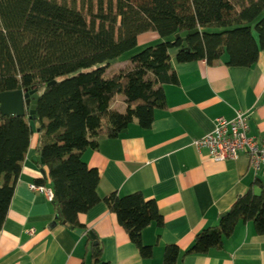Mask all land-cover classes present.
Here are the masks:
<instances>
[{
  "label": "trees",
  "instance_id": "1",
  "mask_svg": "<svg viewBox=\"0 0 264 264\" xmlns=\"http://www.w3.org/2000/svg\"><path fill=\"white\" fill-rule=\"evenodd\" d=\"M195 29L199 31L175 38ZM147 31L164 39L135 52L125 68L108 72L111 61L134 49ZM171 49L181 63L214 64L226 54L231 66L254 65L264 50V0H0V92L21 86L39 94L36 119L0 111V229L35 125L37 150L49 171V182L39 179L36 184L52 189L56 221L86 229L80 215L103 202L142 257L153 255L142 235L150 224H164L157 201L141 191L101 196L100 173L83 154L134 121L151 127L155 111L166 106L164 85L178 82ZM118 94L125 96V111L111 107ZM262 184L257 178L218 224L205 226L184 252L177 244L166 245L163 264L222 248L240 222L251 221L264 234ZM254 185L262 187L261 193ZM87 240L92 264H112L90 231Z\"/></svg>",
  "mask_w": 264,
  "mask_h": 264
},
{
  "label": "crops",
  "instance_id": "2",
  "mask_svg": "<svg viewBox=\"0 0 264 264\" xmlns=\"http://www.w3.org/2000/svg\"><path fill=\"white\" fill-rule=\"evenodd\" d=\"M137 46L111 61L109 71L129 65V58L161 38L156 31L138 36ZM176 84H165L166 106L155 111L150 128L137 121L117 137H104L97 149L83 158L100 173L101 196L141 191L155 199L163 226L153 223L143 230V242L153 255L143 258L138 247L107 204L100 202L80 215L87 227L71 228L55 219L53 202L33 191L36 180L49 182L41 162L34 125L30 147L7 218L0 229V264H92L87 231L103 245V256L112 264H163L165 246L177 244L181 251L193 243L202 229L218 224L221 214L259 178L264 185V166L254 170L246 154L236 160L217 161L194 140L214 128L215 119H231L237 110L250 113L251 134L264 136V50L252 66H231L225 54L214 64L206 60L178 62L171 49ZM111 107L125 111V96L118 94ZM261 193L262 187L254 185ZM178 264H264V234L251 221L240 222L222 248L208 254L187 255Z\"/></svg>",
  "mask_w": 264,
  "mask_h": 264
},
{
  "label": "built area",
  "instance_id": "3",
  "mask_svg": "<svg viewBox=\"0 0 264 264\" xmlns=\"http://www.w3.org/2000/svg\"><path fill=\"white\" fill-rule=\"evenodd\" d=\"M250 113L237 110L235 116L228 119L218 116L212 131L194 140L199 149L208 151L209 156L217 161L236 160L246 154L252 168L256 171L264 166V136L251 134ZM33 191L46 194L52 200L53 192L48 186L30 184Z\"/></svg>",
  "mask_w": 264,
  "mask_h": 264
},
{
  "label": "water",
  "instance_id": "4",
  "mask_svg": "<svg viewBox=\"0 0 264 264\" xmlns=\"http://www.w3.org/2000/svg\"><path fill=\"white\" fill-rule=\"evenodd\" d=\"M199 29L190 32L176 33L175 38L185 37L187 34L198 32ZM186 45V43H184ZM55 81L49 82L48 85L53 84ZM43 87V84H41ZM39 94L35 91H27L21 86L14 91L0 92V111L6 115H28L29 118L36 119V107ZM127 130V129H126ZM125 130V131H126ZM91 235L95 238L93 231Z\"/></svg>",
  "mask_w": 264,
  "mask_h": 264
},
{
  "label": "rangeland",
  "instance_id": "5",
  "mask_svg": "<svg viewBox=\"0 0 264 264\" xmlns=\"http://www.w3.org/2000/svg\"><path fill=\"white\" fill-rule=\"evenodd\" d=\"M142 50V49H141ZM126 54V53H125ZM125 54H123L121 57L123 58V56L125 57Z\"/></svg>",
  "mask_w": 264,
  "mask_h": 264
},
{
  "label": "bare ground",
  "instance_id": "6",
  "mask_svg": "<svg viewBox=\"0 0 264 264\" xmlns=\"http://www.w3.org/2000/svg\"><path fill=\"white\" fill-rule=\"evenodd\" d=\"M177 51V50H176Z\"/></svg>",
  "mask_w": 264,
  "mask_h": 264
}]
</instances>
